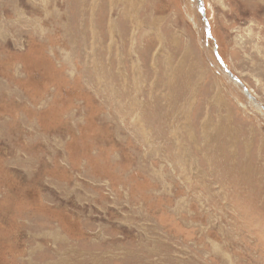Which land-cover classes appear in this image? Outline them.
I'll list each match as a JSON object with an SVG mask.
<instances>
[{
    "label": "rangeland",
    "instance_id": "1",
    "mask_svg": "<svg viewBox=\"0 0 264 264\" xmlns=\"http://www.w3.org/2000/svg\"><path fill=\"white\" fill-rule=\"evenodd\" d=\"M201 3L0 0V264H264V0Z\"/></svg>",
    "mask_w": 264,
    "mask_h": 264
},
{
    "label": "water",
    "instance_id": "2",
    "mask_svg": "<svg viewBox=\"0 0 264 264\" xmlns=\"http://www.w3.org/2000/svg\"><path fill=\"white\" fill-rule=\"evenodd\" d=\"M197 1H198V9H200V12H201V14H202V17L204 18V9H203V5H202V3H201V0H197ZM204 20H205V19H204ZM207 33H208V36H210L209 29H208ZM216 57H217L218 62H219L221 65H223V64H222V61L220 60V57H219L218 54H217V52H216ZM224 69H225V71H226L228 74H230V72H229L225 67H224ZM230 77H231L232 79H234L235 82H237V80H236L235 78H233L231 74H230ZM245 92H247V91L245 90ZM246 95L248 96L249 99H252L251 96L248 94V92L246 93Z\"/></svg>",
    "mask_w": 264,
    "mask_h": 264
},
{
    "label": "bare ground",
    "instance_id": "3",
    "mask_svg": "<svg viewBox=\"0 0 264 264\" xmlns=\"http://www.w3.org/2000/svg\"><path fill=\"white\" fill-rule=\"evenodd\" d=\"M222 64H223V62H222ZM221 65V64H220ZM222 67H225L226 68V66L223 64V65H221ZM231 74V73H230ZM230 74H228L229 76H230ZM232 75V74H231ZM233 78H235L234 76H232ZM244 90H246L247 91V89L246 88H244ZM250 103V102H249ZM251 104H253V106L257 109V110H259L258 109V104L256 105V103L253 101V103H251ZM262 113V112H261ZM264 114V113H263Z\"/></svg>",
    "mask_w": 264,
    "mask_h": 264
}]
</instances>
